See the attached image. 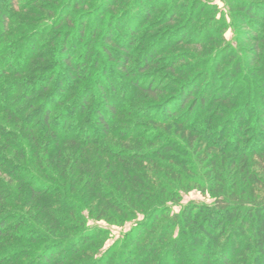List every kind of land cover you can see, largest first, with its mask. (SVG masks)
Returning a JSON list of instances; mask_svg holds the SVG:
<instances>
[{
	"label": "trees",
	"instance_id": "obj_1",
	"mask_svg": "<svg viewBox=\"0 0 264 264\" xmlns=\"http://www.w3.org/2000/svg\"><path fill=\"white\" fill-rule=\"evenodd\" d=\"M16 1L0 0V264H264V0H227L236 45L196 75L161 62L182 36L149 38L182 0L165 19L168 0ZM193 190L212 203L182 206ZM141 216L107 249L88 226Z\"/></svg>",
	"mask_w": 264,
	"mask_h": 264
},
{
	"label": "rangeland",
	"instance_id": "obj_2",
	"mask_svg": "<svg viewBox=\"0 0 264 264\" xmlns=\"http://www.w3.org/2000/svg\"><path fill=\"white\" fill-rule=\"evenodd\" d=\"M30 0H19L16 1V9L20 8L22 4H25L26 2H29ZM176 0H168L164 1L161 5H159L161 8H165L167 6V9H161L157 10L154 13L155 18H166L169 14V11L171 7L168 8V6L172 5L175 6ZM211 5L215 7L216 10V22H214L213 14L205 12L201 14V9L205 8V4H207V0H182L181 3L178 4V10H177V17L176 21L172 26H158L154 33H152L151 38L152 40L163 37L164 36H171V41H175L176 37L175 34H179L183 37V42L180 46H176L175 44H171V47H167L166 51L164 52V49L160 50V53H162L163 60L161 62L168 63L167 61L169 57H181L187 58L186 61L183 64H180L179 66L184 69V67H187L186 73L196 75L198 72H205L206 70H209L210 68H207L211 63V59L213 60L216 58L219 53L222 54L227 50V46H235V32L232 25V20L229 13V5L227 0H211ZM27 4V3H26ZM22 9V8H21ZM85 8L77 9V13L82 11ZM26 14V13H23ZM223 19L226 21L227 30L224 32V30L220 31L218 28V23L222 22ZM37 20H35L36 22ZM162 24L164 23L161 21ZM40 25V24H39ZM38 25V26H39ZM169 33V34H168ZM140 34H142V31H140ZM168 34V35H167ZM224 41V44L226 45V49H218L219 45H216L214 40H218L220 42L221 39ZM145 40V38L142 39V42ZM190 40V41H189ZM148 44V43H147ZM164 45V44H163ZM218 49V51H217ZM140 50V47H136L134 51ZM224 54V53H223ZM181 58V59H182ZM119 59V58H118ZM176 59V58H175ZM179 63V62H177ZM44 63L35 62L33 66L36 68L37 66H40ZM33 67V68H34ZM32 66L29 68L31 69ZM196 68V69H195ZM201 68V69H200ZM156 71L154 73L160 72L162 76L160 83H166L169 80L171 81L173 75L170 74V72H163V69H155ZM223 70V69H222ZM115 71V69H113ZM165 74V75H164ZM25 78V77H24ZM22 78V79H24ZM118 81L122 84L125 83L126 79L122 76L117 77ZM93 79V78H92ZM91 79V80H92ZM173 80V79H172ZM175 81H172L174 83ZM92 85H94L91 82ZM169 84V83H168ZM138 94V93H137ZM24 95V94H22ZM138 97L141 98L140 101H142V106L145 107L148 106L150 101L149 98L146 97L143 93H139ZM139 106V105H138ZM173 138H175L173 136ZM177 138V137H176ZM183 200L181 202V205H187L188 203L195 202V203H205V204H211V200L208 197H204L203 194L197 190H193L189 192L188 194L182 195ZM173 207V206H172ZM180 206H174L173 210L174 212H178L180 210ZM142 216L138 217V219H131L129 223H126V228L123 230V228H115L111 227L108 223L104 221L95 222L93 220H88V226L90 228H102V229H110L112 230V237L108 241V244L106 245V249L114 244L115 239L121 238L125 233H129L137 224L142 222Z\"/></svg>",
	"mask_w": 264,
	"mask_h": 264
}]
</instances>
